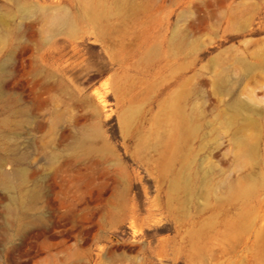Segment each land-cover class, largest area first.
<instances>
[{
	"label": "rangeland",
	"instance_id": "rangeland-1",
	"mask_svg": "<svg viewBox=\"0 0 264 264\" xmlns=\"http://www.w3.org/2000/svg\"><path fill=\"white\" fill-rule=\"evenodd\" d=\"M0 264H264V0H0Z\"/></svg>",
	"mask_w": 264,
	"mask_h": 264
},
{
	"label": "bare ground",
	"instance_id": "bare-ground-1",
	"mask_svg": "<svg viewBox=\"0 0 264 264\" xmlns=\"http://www.w3.org/2000/svg\"><path fill=\"white\" fill-rule=\"evenodd\" d=\"M53 23L56 27L66 26V27L72 28V22L66 17L65 14H63L62 16L56 17ZM251 188H252L251 186H245L243 188H240L239 192L246 194L251 190Z\"/></svg>",
	"mask_w": 264,
	"mask_h": 264
}]
</instances>
